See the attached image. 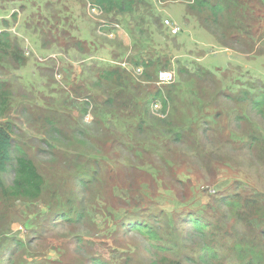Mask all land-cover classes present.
Listing matches in <instances>:
<instances>
[{
	"label": "rangeland",
	"instance_id": "374dc122",
	"mask_svg": "<svg viewBox=\"0 0 264 264\" xmlns=\"http://www.w3.org/2000/svg\"><path fill=\"white\" fill-rule=\"evenodd\" d=\"M130 1L0 0V264H264V0Z\"/></svg>",
	"mask_w": 264,
	"mask_h": 264
},
{
	"label": "trees",
	"instance_id": "16d2710c",
	"mask_svg": "<svg viewBox=\"0 0 264 264\" xmlns=\"http://www.w3.org/2000/svg\"><path fill=\"white\" fill-rule=\"evenodd\" d=\"M95 3L99 8L116 9L119 12L128 10L131 5L130 0H95ZM2 88L3 85L0 83V103H5V91ZM261 103V101H253L255 106ZM14 152H16L13 165L14 178L9 187H5L0 178L1 194L6 200L34 201L41 194L43 178L38 174L34 163L28 158L24 150L14 146L10 136V128L0 126V175L6 172L11 165ZM197 228H200V226ZM147 234L152 236V239L156 238L150 230H147Z\"/></svg>",
	"mask_w": 264,
	"mask_h": 264
},
{
	"label": "built area",
	"instance_id": "2783aa9c",
	"mask_svg": "<svg viewBox=\"0 0 264 264\" xmlns=\"http://www.w3.org/2000/svg\"><path fill=\"white\" fill-rule=\"evenodd\" d=\"M166 26L170 29L172 34H177L180 29L179 27L175 26L174 24H171L169 22H165ZM138 73H141V69L137 70ZM175 80V73L173 71L163 70L157 73L156 75V85L157 86H168L171 85ZM161 109L160 104L155 103L154 104V110L156 113H158Z\"/></svg>",
	"mask_w": 264,
	"mask_h": 264
},
{
	"label": "bare ground",
	"instance_id": "6f19581e",
	"mask_svg": "<svg viewBox=\"0 0 264 264\" xmlns=\"http://www.w3.org/2000/svg\"><path fill=\"white\" fill-rule=\"evenodd\" d=\"M141 228V227H140Z\"/></svg>",
	"mask_w": 264,
	"mask_h": 264
}]
</instances>
